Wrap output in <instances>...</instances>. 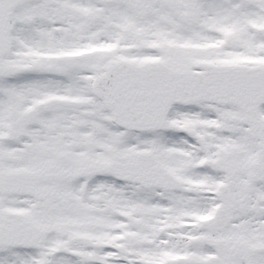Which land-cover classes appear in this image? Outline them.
I'll return each instance as SVG.
<instances>
[{
	"label": "snow or ice",
	"instance_id": "snow-or-ice-1",
	"mask_svg": "<svg viewBox=\"0 0 264 264\" xmlns=\"http://www.w3.org/2000/svg\"><path fill=\"white\" fill-rule=\"evenodd\" d=\"M0 264H264V0H0Z\"/></svg>",
	"mask_w": 264,
	"mask_h": 264
}]
</instances>
